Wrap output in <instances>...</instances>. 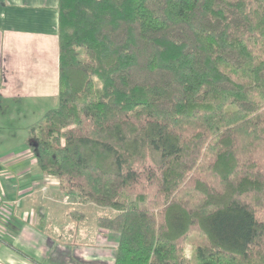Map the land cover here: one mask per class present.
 I'll return each mask as SVG.
<instances>
[{"label":"trees","instance_id":"1","mask_svg":"<svg viewBox=\"0 0 264 264\" xmlns=\"http://www.w3.org/2000/svg\"><path fill=\"white\" fill-rule=\"evenodd\" d=\"M57 9V106L28 144L62 194L115 211L114 264H264V0Z\"/></svg>","mask_w":264,"mask_h":264},{"label":"crops","instance_id":"2","mask_svg":"<svg viewBox=\"0 0 264 264\" xmlns=\"http://www.w3.org/2000/svg\"><path fill=\"white\" fill-rule=\"evenodd\" d=\"M57 6L0 0V126L14 124L7 119L12 109L28 115L44 99L57 104ZM25 136L0 132V264H114L118 235L99 228V217L69 216L58 183L39 169Z\"/></svg>","mask_w":264,"mask_h":264},{"label":"rangeland","instance_id":"3","mask_svg":"<svg viewBox=\"0 0 264 264\" xmlns=\"http://www.w3.org/2000/svg\"><path fill=\"white\" fill-rule=\"evenodd\" d=\"M53 101L49 99H44V102L40 104L37 103L35 110L32 111L28 115L26 114V110L24 108H20L19 110H10V117L7 119H11L14 121V124L9 125L10 123H3L0 126V132L4 133V135L12 134L13 132L17 133V135H36L40 136L41 127L40 126H33L36 122H38L43 114L48 111L49 109L55 108L57 104L52 105ZM32 107V106H31ZM42 114V115H41ZM19 119V121H17ZM30 128H29V126ZM11 126V127H10ZM46 175V174H45ZM47 177H50L46 175ZM54 179L56 182L57 180L54 177H50ZM58 183V182H57ZM59 188V187H58ZM60 191V190H59ZM61 193V192H60ZM61 196L64 198V203L66 204V208L69 209V211H79L81 213H86L87 216L91 218L96 217H113L115 215V211L110 208H101L98 207L92 203L86 202L83 203L76 195H64L61 193ZM76 204V206H73V204ZM68 211V212H69ZM74 220V219H73ZM98 220V219H97ZM96 220V221H97ZM76 221V220H75ZM80 221V220H78ZM98 226V224H97ZM106 230V229H104ZM109 231V230H107ZM112 232V231H110ZM115 233V232H114ZM117 234V233H116ZM118 235V234H117ZM119 239V236H118ZM203 237L198 234L197 232H192L189 237L187 238L185 245H184V253L187 258H191L193 254L194 247L201 243Z\"/></svg>","mask_w":264,"mask_h":264}]
</instances>
